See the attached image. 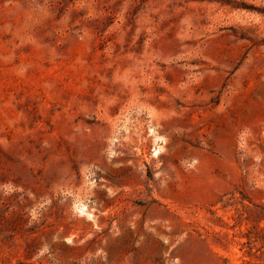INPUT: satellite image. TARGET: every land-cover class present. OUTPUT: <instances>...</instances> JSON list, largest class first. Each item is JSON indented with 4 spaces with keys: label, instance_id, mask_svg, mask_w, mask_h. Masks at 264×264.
Listing matches in <instances>:
<instances>
[{
    "label": "rangeland",
    "instance_id": "374dc122",
    "mask_svg": "<svg viewBox=\"0 0 264 264\" xmlns=\"http://www.w3.org/2000/svg\"><path fill=\"white\" fill-rule=\"evenodd\" d=\"M0 264H264V0H0Z\"/></svg>",
    "mask_w": 264,
    "mask_h": 264
}]
</instances>
